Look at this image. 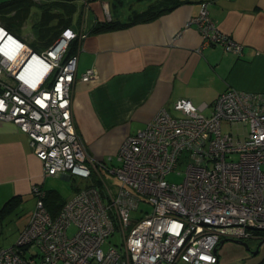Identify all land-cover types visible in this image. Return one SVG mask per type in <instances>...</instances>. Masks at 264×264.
<instances>
[{"label": "built area", "instance_id": "obj_1", "mask_svg": "<svg viewBox=\"0 0 264 264\" xmlns=\"http://www.w3.org/2000/svg\"><path fill=\"white\" fill-rule=\"evenodd\" d=\"M208 3L186 26H197L201 49L240 53L209 16ZM77 38L63 29L36 52L0 23V122L27 136L44 177L93 176L102 184L79 189L55 216L44 205L43 186L33 185L34 208L15 242L0 248V264H217L220 241L264 240L255 230H264V94L228 89L199 105L179 99L177 115L160 109L122 141L117 165L109 167L89 154L72 117L77 54L67 52ZM95 79L93 69L79 77ZM183 161L182 182L169 183L166 176ZM102 170L117 179L115 192ZM115 230L122 251H103Z\"/></svg>", "mask_w": 264, "mask_h": 264}, {"label": "crops", "instance_id": "obj_2", "mask_svg": "<svg viewBox=\"0 0 264 264\" xmlns=\"http://www.w3.org/2000/svg\"><path fill=\"white\" fill-rule=\"evenodd\" d=\"M55 2V11H41L39 23L52 22L51 32L53 29L56 32L40 52L63 29L78 34L69 52L77 54L72 117L78 137L89 154L106 166L115 161L122 141L143 129L160 109L176 114L173 105L179 99L199 105L212 103L228 89L264 94V0H209L207 4L208 14L218 29L241 45L240 53L217 46L201 49L197 26H186L199 15V0H185L148 22L98 33L94 32L97 26L108 22L126 23L149 7L161 10L172 1ZM89 69L96 72V79L81 82L79 77ZM71 177L58 178L69 180ZM47 178L27 136L14 124L0 122V248L15 242L34 208L31 188L41 184L48 191ZM81 188H76L61 203ZM246 243L254 252L256 242L250 239ZM230 244L234 243L225 242L217 249V264H242L248 255L254 256L234 244L242 250H226L222 258L221 250Z\"/></svg>", "mask_w": 264, "mask_h": 264}, {"label": "rangeland", "instance_id": "obj_3", "mask_svg": "<svg viewBox=\"0 0 264 264\" xmlns=\"http://www.w3.org/2000/svg\"><path fill=\"white\" fill-rule=\"evenodd\" d=\"M57 6V3L55 0H39L38 3L31 2L29 0H25L21 2V8L24 10L17 15V18L9 19L11 23L13 24L15 31L13 32L17 37H20L23 41H25L27 44L32 46L34 48V51L40 52V49H42L52 37L51 32V24H48L45 21H42L40 24V15L41 11L44 9L45 12L51 13L52 11H55V7ZM15 12L10 13V17ZM36 15V16H35ZM9 17V18H10ZM172 115H177L174 113H171ZM229 127L223 126V132H228ZM110 164V167L117 165L115 161L108 162ZM186 168V162H180L173 173L168 174L166 176V180L169 183L178 184L181 183L184 178V172ZM101 175L103 179L105 180V183L108 187H110L114 192L117 189V185L119 184L117 179L111 175L105 172L104 170L101 171ZM97 184L95 182V178L93 176L84 179L81 177L73 176L69 180L61 179V178H54V177H48L45 187L48 191H55L57 194V201L62 202L68 199L72 193L75 191L76 188L85 187L89 184ZM97 186L102 187V184L99 183ZM140 210L142 212L148 213L149 207L142 205L140 207ZM142 214L140 212L136 213L137 217H140ZM23 228V227H22ZM74 232V228L70 227L68 230V234L71 235ZM264 238V237H262ZM256 242V246L254 247V250H256L258 243L261 239L253 238L251 239ZM122 245H123V238L121 233L118 230H115L112 235H110L105 243L102 246L103 251H106L108 248L113 247L117 249L119 252L122 251ZM242 250L239 246L230 244L229 247L225 245L223 249L221 250V257H224V251H234V250ZM241 252V251H238ZM235 253H230V255ZM234 261V260H233ZM242 264H264V249H260L254 256L248 255L244 260ZM241 261V262H242ZM240 262V261H238ZM237 263V262H236ZM235 263V264H236Z\"/></svg>", "mask_w": 264, "mask_h": 264}, {"label": "trees", "instance_id": "obj_4", "mask_svg": "<svg viewBox=\"0 0 264 264\" xmlns=\"http://www.w3.org/2000/svg\"><path fill=\"white\" fill-rule=\"evenodd\" d=\"M22 1H25V0H10V1L0 0V23L2 25H4L11 32L13 30H15V28L9 19H12L14 17L17 18V15L21 12V9H22V11L24 10L23 8H21V2ZM171 1L172 2H171L170 6H166L165 8H163L161 10L160 9L155 10V7H149L145 11L135 14L133 16V18L129 22H126V23H121V22L104 23L103 25L97 26L95 28L94 32L98 33V32H105V31H109V30H113V29L127 28V27H129L133 24H136V23L151 21V20L155 19L156 17H158L159 15L177 7L178 5L183 3L185 0H171ZM186 1H188V0H186ZM199 1L203 2V1H209V0H199ZM11 12H15L12 15V17L9 16ZM55 32H56V30L53 29L52 35H51L52 37L50 38V41L54 38ZM73 48H74V44H72V42H71L70 46L68 48L67 55H71V53H69V52H71ZM95 182L97 183L96 185H98L100 183L96 179H95ZM93 184H95V183H93ZM98 187H100V186H98ZM56 198H57V194L55 193V191H52V190L46 191L45 190L44 205L52 216H55L59 212L60 208L63 205L61 202H58ZM11 207H12V205H11ZM47 207L48 208L53 207L54 210H56V209L57 210L54 212H51ZM9 211H10V209L7 212L9 213ZM261 235L264 236V233H261Z\"/></svg>", "mask_w": 264, "mask_h": 264}, {"label": "water", "instance_id": "obj_5", "mask_svg": "<svg viewBox=\"0 0 264 264\" xmlns=\"http://www.w3.org/2000/svg\"><path fill=\"white\" fill-rule=\"evenodd\" d=\"M255 230H258V231H264V230H261V229H255ZM261 241H264V240H261ZM225 242H231V243H234V244L240 245V246H242L243 248L249 250L248 245H247L246 242L239 241V240H222V241H220V245H223ZM260 245H261V242L259 243V246H260ZM259 246H258V247H259ZM258 247L256 248V250H254V252H253V251H250V250H249V252H250L251 254H256V253L259 251Z\"/></svg>", "mask_w": 264, "mask_h": 264}, {"label": "flooded vegetation", "instance_id": "obj_6", "mask_svg": "<svg viewBox=\"0 0 264 264\" xmlns=\"http://www.w3.org/2000/svg\"><path fill=\"white\" fill-rule=\"evenodd\" d=\"M260 242H261V245L259 246V243H260ZM260 242L258 243V246H259V247L257 246L258 249H260L262 246H264V241H261V240H260Z\"/></svg>", "mask_w": 264, "mask_h": 264}]
</instances>
